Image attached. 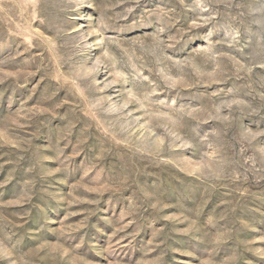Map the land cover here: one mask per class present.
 <instances>
[{"label": "rangeland", "instance_id": "obj_1", "mask_svg": "<svg viewBox=\"0 0 264 264\" xmlns=\"http://www.w3.org/2000/svg\"><path fill=\"white\" fill-rule=\"evenodd\" d=\"M0 264H264V0H0Z\"/></svg>", "mask_w": 264, "mask_h": 264}]
</instances>
